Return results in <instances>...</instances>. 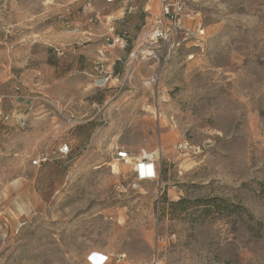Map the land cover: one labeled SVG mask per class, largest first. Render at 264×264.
Listing matches in <instances>:
<instances>
[{"label": "rangeland", "instance_id": "rangeland-1", "mask_svg": "<svg viewBox=\"0 0 264 264\" xmlns=\"http://www.w3.org/2000/svg\"><path fill=\"white\" fill-rule=\"evenodd\" d=\"M87 4L0 0V264H264V0H156L105 93L67 96L84 81L50 70L30 92V44ZM165 4L182 30L163 61L148 53Z\"/></svg>", "mask_w": 264, "mask_h": 264}, {"label": "crops", "instance_id": "crops-1", "mask_svg": "<svg viewBox=\"0 0 264 264\" xmlns=\"http://www.w3.org/2000/svg\"><path fill=\"white\" fill-rule=\"evenodd\" d=\"M88 6V10L79 12L81 15L78 14L73 21L78 32L50 34L44 41L30 44L27 61L30 64L39 63V68H32L30 76L25 80L30 92L42 91L47 87V81L38 75L50 70L60 74L63 80L79 76L84 81L82 85L77 86V93H67L65 94L67 96H91L95 94L94 90L99 86V81L109 77L108 81L101 85V88L105 89H98L99 94L105 93L113 82L112 76L119 75L117 67L121 60L132 55L134 39L138 37L137 30L150 26L156 18L157 11L156 0H117L113 3L88 0ZM94 15L100 16L98 22L94 21ZM107 17H113L117 33L127 31L130 41L125 49L106 48L104 36L109 24L105 20ZM54 58L57 59V65L51 66L49 60L53 61ZM90 121H84L83 124Z\"/></svg>", "mask_w": 264, "mask_h": 264}, {"label": "built area", "instance_id": "built-area-1", "mask_svg": "<svg viewBox=\"0 0 264 264\" xmlns=\"http://www.w3.org/2000/svg\"><path fill=\"white\" fill-rule=\"evenodd\" d=\"M106 3H113L116 0H104ZM163 2H166V0H163ZM169 5L165 4L162 8V15L161 17L157 18L154 22V27L151 32V35L149 37V40L153 44L161 45L162 50L154 52L152 49L148 53L149 57H153L157 60H166L169 57V54L172 50V48L176 45L175 44V38L178 35V32L182 30L181 26L177 22L176 14L170 11ZM89 6L88 4L83 6L81 9V13H83L85 10H88ZM94 21L98 22L100 20L99 15H94ZM165 19L170 20L169 23L165 22ZM105 20L109 23L106 29V33L104 36L105 46L108 50L113 48H120L125 49L128 44V36L125 33H117L115 30V27L113 25V17H107ZM67 28L69 26L67 25ZM69 34H74L78 32V28L71 27L67 30ZM203 31L200 32L202 34ZM187 35V33H185ZM177 46V45H176ZM109 77L102 78L101 81H99V85H103L108 81ZM70 152V149L67 145H63L62 147H59L57 152L50 151L43 153L41 155H38L31 164L33 166L39 167L42 164H45L49 161H51L56 155H67ZM117 157L121 160L127 158V153L119 151L117 153ZM139 162V173L138 178L139 180H154L156 179V172H155V164H154V158L152 155H148L143 152ZM121 258L117 259V262L120 261ZM98 261V263H96ZM88 264H107L108 263V257L106 255H103L101 253H91L87 257Z\"/></svg>", "mask_w": 264, "mask_h": 264}, {"label": "trees", "instance_id": "trees-1", "mask_svg": "<svg viewBox=\"0 0 264 264\" xmlns=\"http://www.w3.org/2000/svg\"><path fill=\"white\" fill-rule=\"evenodd\" d=\"M122 33H125L128 36V34H127L126 31H124ZM99 101H101V100H98V102ZM258 187H259V192L261 194H264V182L259 183L258 184ZM183 203L184 202H181L180 204H183ZM202 203H203L204 211L206 213H208L210 210H213V209H218V210H222V211H228V208H229V210H232V211H239V210H241V208L240 207H237V206H235L232 209H230L229 206L227 207V206L223 205L222 203L216 204L213 199H211V200H203Z\"/></svg>", "mask_w": 264, "mask_h": 264}, {"label": "bare ground", "instance_id": "bare-ground-1", "mask_svg": "<svg viewBox=\"0 0 264 264\" xmlns=\"http://www.w3.org/2000/svg\"><path fill=\"white\" fill-rule=\"evenodd\" d=\"M96 263H98V261H96Z\"/></svg>", "mask_w": 264, "mask_h": 264}]
</instances>
